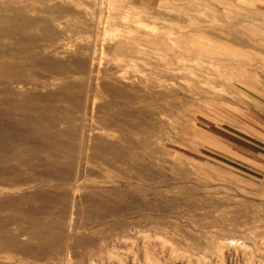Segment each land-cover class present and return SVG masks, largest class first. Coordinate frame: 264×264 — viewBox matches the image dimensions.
<instances>
[{
  "label": "rangeland",
  "instance_id": "1",
  "mask_svg": "<svg viewBox=\"0 0 264 264\" xmlns=\"http://www.w3.org/2000/svg\"><path fill=\"white\" fill-rule=\"evenodd\" d=\"M0 161V264H264V0H0Z\"/></svg>",
  "mask_w": 264,
  "mask_h": 264
},
{
  "label": "bare ground",
  "instance_id": "2",
  "mask_svg": "<svg viewBox=\"0 0 264 264\" xmlns=\"http://www.w3.org/2000/svg\"><path fill=\"white\" fill-rule=\"evenodd\" d=\"M14 21V20H13ZM23 132V131H22ZM34 135L33 133H30ZM4 138V137H3ZM94 138V137H93ZM11 159V158H10ZM15 159V158H14ZM1 162V161H0ZM29 195H22V194H13L10 192H3L2 197H0V207L1 206H7L11 208H17L20 203H22V200L29 199ZM20 207V205H19ZM26 207V208H25ZM22 208L25 210L28 209V206L23 205ZM204 247V246H203ZM148 256V255H147ZM149 257V256H148Z\"/></svg>",
  "mask_w": 264,
  "mask_h": 264
},
{
  "label": "crops",
  "instance_id": "3",
  "mask_svg": "<svg viewBox=\"0 0 264 264\" xmlns=\"http://www.w3.org/2000/svg\"><path fill=\"white\" fill-rule=\"evenodd\" d=\"M224 52H227V53H231V54H236L235 52H232V51H231V52H228V51H224Z\"/></svg>",
  "mask_w": 264,
  "mask_h": 264
}]
</instances>
